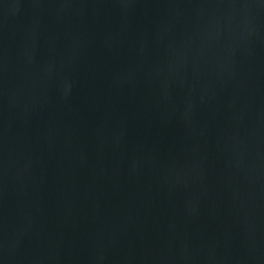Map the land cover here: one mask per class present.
<instances>
[{
	"label": "water",
	"instance_id": "1",
	"mask_svg": "<svg viewBox=\"0 0 264 264\" xmlns=\"http://www.w3.org/2000/svg\"><path fill=\"white\" fill-rule=\"evenodd\" d=\"M0 264H264V0H0Z\"/></svg>",
	"mask_w": 264,
	"mask_h": 264
}]
</instances>
